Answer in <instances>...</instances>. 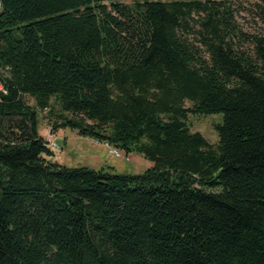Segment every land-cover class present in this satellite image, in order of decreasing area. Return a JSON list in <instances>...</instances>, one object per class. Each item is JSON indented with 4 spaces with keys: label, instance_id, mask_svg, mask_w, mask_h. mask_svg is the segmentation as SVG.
Wrapping results in <instances>:
<instances>
[{
    "label": "trees",
    "instance_id": "1",
    "mask_svg": "<svg viewBox=\"0 0 264 264\" xmlns=\"http://www.w3.org/2000/svg\"><path fill=\"white\" fill-rule=\"evenodd\" d=\"M234 1L0 0V264H264V0L255 33ZM44 110L153 165L52 161Z\"/></svg>",
    "mask_w": 264,
    "mask_h": 264
},
{
    "label": "rangeland",
    "instance_id": "2",
    "mask_svg": "<svg viewBox=\"0 0 264 264\" xmlns=\"http://www.w3.org/2000/svg\"><path fill=\"white\" fill-rule=\"evenodd\" d=\"M252 0H235L234 9L236 12V22L243 32L255 33L261 29V22L256 16L251 5ZM129 2V1H126ZM26 100L29 104L34 105L35 99L32 96L27 95ZM55 111H58L60 105L56 99L52 102ZM190 103L187 102V106ZM50 113L48 110L39 112V132L46 139L54 138V141L59 144V147L54 151V155L50 157L52 161H57L67 166H87L90 164L89 160L96 149L94 146L97 143L90 137H85L79 134L77 130L71 128H61L55 132H52L50 125ZM223 122L222 113H212L206 115L190 114L188 118V124L193 131L201 132L207 140L212 144H217L219 141V133L216 128L217 124ZM104 146V145H103ZM121 150V149H120ZM122 151V150H121ZM92 152V153H91ZM124 153V151H123ZM130 160H124V158L111 157L124 164L123 169L119 170L123 173H141L152 166V161L146 159L143 155L138 153H126Z\"/></svg>",
    "mask_w": 264,
    "mask_h": 264
},
{
    "label": "crops",
    "instance_id": "3",
    "mask_svg": "<svg viewBox=\"0 0 264 264\" xmlns=\"http://www.w3.org/2000/svg\"><path fill=\"white\" fill-rule=\"evenodd\" d=\"M90 139L94 140L93 138ZM94 148L96 149V151L94 152L95 154H93L92 157L87 160L90 163L87 166H90L95 169H101L102 167L111 165L114 166L117 171L123 169L124 164L121 162H117L114 159H111V157H114V155H112L105 146L96 144Z\"/></svg>",
    "mask_w": 264,
    "mask_h": 264
},
{
    "label": "built area",
    "instance_id": "4",
    "mask_svg": "<svg viewBox=\"0 0 264 264\" xmlns=\"http://www.w3.org/2000/svg\"><path fill=\"white\" fill-rule=\"evenodd\" d=\"M47 141H48L47 145L52 151H56L58 149L59 144L54 141V138L50 137L47 139ZM95 141L97 143L103 144L112 155L119 158H124V160H130L129 156L125 152L123 153V150L121 151L119 148L111 144L109 141H99V140H95Z\"/></svg>",
    "mask_w": 264,
    "mask_h": 264
}]
</instances>
